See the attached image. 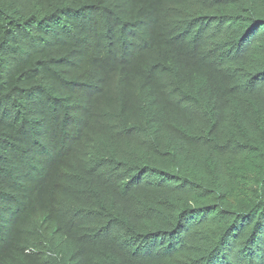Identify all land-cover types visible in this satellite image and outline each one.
Wrapping results in <instances>:
<instances>
[{
  "label": "trees",
  "instance_id": "16d2710c",
  "mask_svg": "<svg viewBox=\"0 0 264 264\" xmlns=\"http://www.w3.org/2000/svg\"><path fill=\"white\" fill-rule=\"evenodd\" d=\"M0 264H264V0H0Z\"/></svg>",
  "mask_w": 264,
  "mask_h": 264
},
{
  "label": "clouds",
  "instance_id": "9594fccd",
  "mask_svg": "<svg viewBox=\"0 0 264 264\" xmlns=\"http://www.w3.org/2000/svg\"><path fill=\"white\" fill-rule=\"evenodd\" d=\"M28 253V252H27Z\"/></svg>",
  "mask_w": 264,
  "mask_h": 264
}]
</instances>
